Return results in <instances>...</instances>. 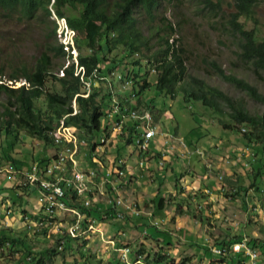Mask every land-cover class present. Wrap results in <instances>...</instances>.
Returning a JSON list of instances; mask_svg holds the SVG:
<instances>
[{
    "label": "trees",
    "instance_id": "trees-1",
    "mask_svg": "<svg viewBox=\"0 0 264 264\" xmlns=\"http://www.w3.org/2000/svg\"><path fill=\"white\" fill-rule=\"evenodd\" d=\"M232 1L235 12L231 14L227 23L232 33L239 37V58L254 72L264 73V33L259 37L255 28L244 26L246 20L253 19V9L258 0ZM169 2L170 0H0V22L4 25L7 22L13 25H22L37 23L41 19L49 21L51 15L49 7L52 5L51 8L56 16L65 18L69 28L75 32V45L79 51L78 61L85 67L86 75L94 68H98L101 74L105 72L109 74L116 68H121L118 67L119 65L124 66L122 68L125 71L124 75L131 82L129 92H133L137 96L136 99L132 100V103H135L134 105L127 104L130 109L136 110L143 109V106L147 107L141 113L147 112L151 119H156L157 116L155 117L153 114L155 107L152 105L151 100L147 103L144 98L142 99L143 93L151 85L145 79L147 73H154L156 76L155 89L163 94L165 98L174 99L177 91H181L184 93V102H201L204 107L219 113L221 116L230 118L233 124L219 121L223 130L235 131L237 130L235 124L240 128L249 126L250 132L248 133H243L237 127V131L246 144L241 153L243 154L252 144L255 145L257 155L253 153L248 158V164L251 165L252 169L251 173L254 175V183L251 184L257 189L256 193L264 198V117L248 114L244 108L239 105L236 106L220 90L208 86L198 78L187 76V68L182 60V55L174 48L177 40L170 42L176 35L173 25L170 23H166L163 27H152L151 25L156 22V13L164 6V3ZM203 7H206V10L209 11L219 9V5L212 2V0H203ZM141 17L148 19L147 36L141 31L142 25L139 23ZM241 20L245 22H241ZM52 23L54 24V22ZM50 35L55 38V26L51 27ZM155 40V49H153L150 43ZM46 46L47 50L42 52L33 64L29 65L22 62L10 65L11 72L6 78L11 81L24 80L28 85L27 87L22 86L18 89H11L0 84V97H2L0 102V146L4 144L0 149L1 154H3L4 159L10 160L12 165L17 166L16 161L10 156L15 150V146L24 142V139L25 141L35 140L44 145L45 148L59 150L54 145L50 134L64 118V125L77 128L79 138L86 141V147L83 149L84 157L88 159L92 167L95 166L100 171L99 168L103 166V162L94 153H96L97 147L100 146L99 138L107 139L110 136V128L108 129V127L114 125V122L112 123L106 118V110L111 103L112 93L109 89L103 93L100 88H95L88 98L81 97L80 95L84 91L78 78L74 76L72 66L64 70V77L62 78L53 73V57L48 53H53L56 58L61 60L58 66L59 71L63 67L67 56L63 47L59 44L51 45L49 42ZM144 49L148 51L146 54H143ZM118 53H121V55L119 59H116L119 56ZM138 54L140 58H134ZM144 61H146V64L143 65ZM106 62L109 63L108 66H104ZM209 65L223 81L245 92L251 99L264 104V97L256 87L243 79L225 74L216 63L210 62ZM101 66H104L103 71ZM141 69L146 71L142 72ZM4 72V67L0 68V77H5ZM186 78L189 81L188 89L186 91L178 90V86ZM49 81L58 84V89L55 86H49V88ZM75 96L76 107L79 112L75 116H71V103ZM221 105H224L230 111L224 112ZM160 114L161 112H159ZM135 126H137L135 122L128 121L126 123L121 134L117 137V142L111 144L115 148L114 152L118 153V149L122 150L124 146L133 145ZM175 133H177V129H175ZM108 153H110L109 150ZM258 155L259 159H256ZM144 157V160L150 163L160 157V154L148 148ZM120 158L121 156L117 155L115 160ZM47 161H49V158H40L36 161L37 163L33 164H38L40 168ZM33 164L24 168L25 172H21V183H24L25 175L31 172ZM22 168L21 165L15 167V170H21ZM125 179L126 177L123 178V180ZM18 188L25 190L24 188L27 187L18 186ZM15 189L13 190L15 191ZM230 189L233 197L228 199L235 200L239 197L240 192L233 193L234 190L231 187ZM238 190L245 192L241 186L238 187ZM179 193H183V190ZM67 199L73 207L81 204L80 199L73 193L69 194V197L67 195ZM164 202L163 197L156 195L152 198L151 203L155 205V207L153 206V215H156V209H164ZM175 207L177 210L179 209L178 211L175 209L178 214H189L187 212V209H189L188 204L185 211L182 209V205L175 204ZM83 209L87 218L97 215L94 208L83 207ZM125 222L127 223L128 220H125ZM42 229H37L36 232H33V235L36 234L40 238L43 236L45 240L48 232L46 235L45 229ZM24 231L13 232L10 228L0 229V264H55L54 259L58 255L65 264H67V260H69L67 257L69 256L75 257V264H88L92 260L102 261L91 254L88 249L84 250L87 242L74 244L69 241L65 244L63 251L58 252V238L56 240L57 249L56 244L37 249L36 243ZM39 231L42 233L38 234ZM156 233L169 236L167 233L160 232V230H156ZM260 233L262 239H251L249 241L253 247L259 249L261 255H264V227L260 229ZM40 238L38 239L40 240ZM240 239L241 237H235L228 242H217L213 245L227 246ZM51 240L55 241V238ZM167 244L169 243L166 242ZM143 249L144 246L141 244L140 254L144 253ZM203 250V255L211 257L207 249ZM226 258L228 261L224 264H242V261H245L242 255H230ZM2 259H4V262ZM224 259L219 258L221 263ZM147 261L148 264H174L173 260L169 263L167 257L159 252L154 253L152 256L147 254ZM215 261L217 260H212L207 264H217ZM178 264H188V260H181Z\"/></svg>",
    "mask_w": 264,
    "mask_h": 264
},
{
    "label": "rangeland",
    "instance_id": "rangeland-1",
    "mask_svg": "<svg viewBox=\"0 0 264 264\" xmlns=\"http://www.w3.org/2000/svg\"><path fill=\"white\" fill-rule=\"evenodd\" d=\"M212 2H216L219 5V9H215L214 11L206 10V7H203V0H170L169 3H164V6H162L156 13V22L151 25L152 27H163L166 23L173 25L176 35L170 40V42L177 40L174 48L182 55V60L187 68L188 77L198 78L208 86L220 90L227 95L236 106L239 105L244 108L248 114L252 116L264 117L263 103L251 99L245 92L240 91L233 85L223 81L222 78L210 68V62L216 63L225 72V74H230L239 79L245 80L250 85L256 87L258 92L264 97V73L260 71L254 72L251 67L241 62L238 54L239 37L232 33L227 23L231 14L235 12L233 1L212 0ZM252 16L253 19H248L246 22L241 20V22H245L244 26H247V28H255L259 37H261L264 33V0H258L253 9ZM139 23L142 25L141 31L145 36H147L148 19L141 17ZM53 26L55 25L52 23V20L46 21L44 19H41L37 23L33 22L22 25H13L10 22H7L6 25H4L0 22V68L4 67L5 77H7L11 72V64L26 62L31 65L42 52L47 50L46 44L48 42L51 45L59 43L56 34L55 38L50 35V30ZM155 43L156 40L150 43V46L153 47V49H155ZM147 52L148 51L144 49L143 54H146ZM48 54L53 57V73L55 75L59 72L58 66L61 63V60L56 58L53 53ZM118 55L119 56H117L118 58L116 59H119L121 53H118ZM134 58L139 59L140 55H135ZM144 64H146V61H144L143 65ZM108 65V62L104 63V66ZM104 66H101L103 70ZM118 67L121 68H116L110 76H105L104 80H97L95 85V88H100L103 90V93L109 89L113 98L117 99L121 97H128L129 94L132 93L127 90L129 86L124 89V86H122L119 81L118 83L114 79V77H116L115 74L124 75L125 71L122 70L124 66L119 65ZM141 70L142 72L146 71L144 69ZM145 79L151 85L145 93H143L142 99L144 98V101L146 100L147 103L151 100L153 103L152 105L155 107L153 114L155 117L157 116L156 119L160 116L159 112H163V114L161 113V117L158 118V121H154V124L157 123L156 127L158 132H165L173 138L175 131L172 130L171 127L178 125L177 129L179 137H181L187 144L191 142L192 144L197 145L202 151V158L197 155H193L187 159L185 156L178 153L180 161H174L172 165L168 167V170L160 172V175L165 177L163 178V181L166 180V183L169 182L168 191L174 192L173 189H170L171 185L174 183V178L191 175L189 174V170L195 171L201 178L206 172L204 162L214 156L217 157V160L222 164V166H218L219 170H217V172H210L214 174V177L219 182L220 189L215 193V197L217 196L219 201H216L215 197H213L212 203H208L207 205H202L201 203L199 206L197 203L201 202L200 200L202 198L200 195H202V193H195L197 195V199H194L192 202L191 198L187 196L191 194V191L187 189L185 193V186L183 188V193L187 194L186 197L182 199L183 201L177 200V205H183L186 202L188 205L192 203V205H189V209H187V212L189 213L188 216L180 218L187 221L186 224L190 225L194 233H189L190 231L188 232L185 227L178 230L172 228L169 233L172 235L182 234V238L183 235H185L184 240H180L179 237H176L179 239L177 244V240L173 236H169L170 239L167 235L159 234V236L163 239L168 237L166 242L172 244V246L177 244V251L171 252L172 250L170 246L159 248L157 242H149V246L144 249V252L150 254L151 256L156 252H159L160 254L163 253L169 261L175 260V262H181V260L187 259L188 264H207L216 259V257L213 256L208 257L207 255H203V252L201 251L202 247L205 249L204 239L205 234L207 233H212L214 237H216L213 238V235L211 236V243L209 244L212 245L217 242H228L230 239L240 237L241 235L246 237L248 240L262 239L260 229L264 227V198H262L260 194L258 195L256 193L257 189H255V186H252L251 184L254 183V175L251 173V165L248 164L250 154L254 153L257 155L255 145L252 144L249 146L248 149L244 151L245 154H242L241 152L245 149L246 144L241 134L237 131V127L240 128V126L235 124L234 126H236L237 130L228 131L223 130L219 123V121H224L228 124H233L230 118L221 116L219 113L204 107L201 102H184V93L181 91H177L174 99L165 98L163 94H160L159 91L155 89L154 83L156 76L154 73H147ZM188 83V78H186L177 89L186 91L189 86ZM110 84L112 85L111 88ZM49 86H55V88L58 89V84L52 83L51 81L48 82V87ZM136 98L137 96H135L134 99ZM1 101L2 97H0V102ZM146 108L147 107L143 106V109L141 110H145ZM221 108L224 112L230 111L227 110L224 105H221ZM108 128H111V126ZM240 129H245L246 133L250 132L249 126H243ZM198 132H200V139H196ZM204 140L205 144H198ZM172 144L174 148H168L167 150L169 151H166L169 162H172L170 157L178 149L176 148L174 142H172ZM3 146L4 144H1L0 149ZM14 149L15 150L11 153L10 157L16 161L17 167L21 165L23 166L21 170H25L24 168H27V166L35 163L40 158H52L55 155L54 148H45L44 145L35 140L25 141L24 139V142L17 144ZM107 150H109L110 153H107ZM114 151L115 148L111 146V144H106L103 146L101 151L96 153L95 156H98L102 162H105V160L111 162L115 159V157H117V155H120L121 158H126V161L129 164L132 162L135 163L137 170H140L138 167L139 161L144 160L145 157L142 156L144 154H140L138 151L134 152L133 146H124L122 147V150H117L118 153ZM138 157L140 159H138ZM80 159L81 161L83 160L82 155ZM256 159H259V155ZM87 162L88 161L86 160V162H83L80 165L83 170L86 169ZM0 168L3 172H5V174L2 175L4 177L9 174L10 171L14 170L15 165L3 162L1 159ZM6 171H9V173H6ZM236 180H238V182H236ZM139 181L140 182L137 186L138 191L146 192L148 186L142 182V180ZM209 181L214 183L212 179H209ZM240 186L244 188L245 192L238 190V187ZM230 187L234 190L233 193L237 191L240 192L239 197L232 201L228 199L233 197L231 195L232 191ZM15 188H18V186ZM33 199L35 198L33 197L32 200ZM175 200L176 199H173L172 201ZM170 202V198L167 197L165 198V204H167V207L163 210L156 209V216L158 219H161V217L166 219H161L164 220V223L160 226V230L162 227H164V229H170L172 227L171 218L179 217L177 215V211L179 209L177 210L175 207L177 211L175 210L174 214V206L168 207ZM33 204L34 202L27 205V210H32ZM139 208L145 210V213L151 212V209H148L149 206H147V208H143L139 205ZM198 211H200V213H198ZM231 212H233V214H231ZM206 214L210 216V218L207 217V219H205ZM143 216L146 215L143 214ZM153 216L154 215H152V218L154 220ZM215 216H217L216 219H214ZM193 218L201 222L204 219V225L193 227ZM211 222L214 225V228L212 229L208 227V225L212 226ZM230 223L233 228L228 225ZM6 226L9 225L6 224L4 228H6ZM11 227L13 229V226ZM146 227L147 228L141 227L142 230L140 231L139 228H136L137 230L133 231H130V229L125 230L126 232L123 231L125 233L133 234V239L129 244V247L133 251L140 250V243L138 240L141 236L144 241L149 239L147 235L142 234L144 230H151L148 229L149 225L146 224ZM57 228L59 229V225ZM194 228H197V230L195 231ZM15 229H17V227ZM42 230H44V228ZM56 230V228H51L48 235L47 230H44L47 235V239L45 240L43 236H41V238L40 236L37 237L36 234L33 235L32 232L31 234L29 233V237L36 243L37 249L51 246V244H56L57 249L58 245L56 241L51 240L58 236L57 234H54ZM37 233L41 234L42 232L39 231ZM38 238H40V240ZM67 258L69 259L67 260V264H75L74 256H69ZM2 260L4 262V259ZM261 260L262 263H264V255H261ZM227 261L228 259L225 258L222 263L219 259L215 262L217 264H224ZM54 263L65 264L59 255L55 257ZM88 264L112 263L105 260H92Z\"/></svg>",
    "mask_w": 264,
    "mask_h": 264
},
{
    "label": "built area",
    "instance_id": "built-area-1",
    "mask_svg": "<svg viewBox=\"0 0 264 264\" xmlns=\"http://www.w3.org/2000/svg\"><path fill=\"white\" fill-rule=\"evenodd\" d=\"M53 18L58 25L57 35L59 42L67 53L64 66L57 73V76L62 78L64 76V69L72 66L74 76L79 79L84 91L81 97L87 98L93 86L96 85V81L104 80V78L100 76L97 68L86 77L85 67L78 63V52L74 44V32L67 28L65 20H57L55 16H53ZM116 79L122 81V76L116 75ZM1 83H5V85L11 89L28 86L24 80H4L0 81V84ZM128 85L129 83L127 82L124 88H127ZM71 107L72 113L70 115L75 116L78 113L75 98L72 101ZM109 116L117 117L119 120L115 123L114 127L111 128L110 136L107 139L103 137L99 139L100 146L97 147L96 153L101 151L104 145L115 143V140L122 132L123 123L126 118H130L141 124L135 127L136 134L133 137V146H135L141 154H145L153 138L158 135H164L166 143L172 142L171 136L158 132L157 127L152 124L148 114L141 116L136 111L127 110L125 107H121L116 101H113ZM241 131L245 132V129H241ZM50 135L54 145L59 148L55 159L40 168L38 164H33L31 172L25 175L27 185L37 188L41 213V218L33 222L25 217V221L28 223L27 229L53 225L55 218H57L60 213L70 214L74 216V221L62 229L59 228V251L64 247L65 240L69 239L73 241L74 244L87 242L84 250L88 249L92 251L97 259L112 261L114 264H148L146 253L140 254L137 250L133 251L129 245H127V242L123 243L121 239H117V237H124V232L119 231L116 236L108 235L103 229L96 226L93 221L84 223L83 216L68 204L65 200V194L67 191H73V194L78 198H86L84 206H89V200H87V198L88 195L91 194L93 186L96 184L94 180L97 177V173L92 169H79L78 157L87 143L85 140L79 138L77 128L64 125L63 118L59 126L55 128ZM159 153L161 158L157 160L156 163L159 169H163L167 153ZM123 164V161L118 160L115 168L112 170L117 179H120L124 175L121 169ZM139 167H148V163L145 160H140ZM110 176L111 171H108L104 179L107 180ZM108 203L110 204L111 214L115 220L123 221L127 214L130 216L132 215L134 218H138L145 214L146 221L152 228L160 230V226L164 223V220L154 222L155 220L152 218V212L145 213V211L139 210L135 204L126 203L120 198ZM107 217V215H103V218L107 219ZM59 227H61V225ZM142 234L147 235V230H144ZM205 242L208 245L210 240L206 239ZM208 251L212 256L217 258H225L230 255H242L245 259V261H242V264H264L261 260L260 251L253 247L250 241L243 236L239 241L228 244L227 246L209 244ZM174 264H178V262L176 261Z\"/></svg>",
    "mask_w": 264,
    "mask_h": 264
},
{
    "label": "crops",
    "instance_id": "crops-1",
    "mask_svg": "<svg viewBox=\"0 0 264 264\" xmlns=\"http://www.w3.org/2000/svg\"><path fill=\"white\" fill-rule=\"evenodd\" d=\"M177 126L178 125L172 126L171 127L172 130L175 127H176L175 129H177L178 128ZM200 137H201L200 132H198V136L196 139H200ZM173 142H174L176 148H178V149L170 157V159H172V162H169V158L167 155L165 156L166 163H165V167L162 170H160L158 168L157 163H156L157 160H159V157H157L155 160H153L152 162L149 163V166H148L149 170H146V169L137 170L135 163L132 162L131 164H129L126 161V158L123 157L122 160L126 164V172L128 174L126 176L125 181L122 183L118 182V180L114 177L115 179H113L112 183L110 182V183H108L109 185L108 184L105 185V189H111L110 195H111L112 199H110L108 195L100 196L102 194H100V193L95 194L94 193L93 201L96 202V204H97V206L95 208L97 210L106 211L109 209V205L107 204V202L109 200L113 201L118 197L122 198L126 203H134L136 205H141V207H143V208H147V206H150L149 204H151L150 207H153V206L155 207V205H152L151 200H152V198H154L157 195V196L163 197L164 200L167 197L170 198L171 202L168 204L169 205L168 207L174 206L173 211L175 214V204H177V200L183 201L182 199L185 198L187 195L184 193L178 194V192L183 190L184 186L186 187V189H184L185 193H186L187 189H189L191 191V194L187 195V196H189V197L192 196V198H191L192 202L194 199L195 200L197 199V196L195 193H203L202 194L203 197L200 195V197L202 198L200 200L201 202L197 203V204L201 205V203H202V205H206L208 203H212L213 197H215V193L219 190L220 186H219V182L214 177V174L210 173V172L211 171L217 172V170H219L218 166H222V164L219 163V161L217 160L216 156H214V157L210 158L208 161L204 162V168L206 169V172L203 174V176L201 178L197 175V173L195 171L189 170V174H191V175H184V176H181L179 178H177V177L174 178V181H173L174 183L170 187V189H173L174 192L168 191V189H169L168 183L169 182L166 183V180L163 181L164 180L163 178H165V177L160 175V172H164V170L165 171L168 170V167H170L174 161H178V162L180 161V157L178 156V153L185 156L187 159H189L191 156L197 155L196 151H199V150L201 151V148L198 147L197 145H194L191 142L188 144L186 142H184L183 139L181 137H179V135L173 139ZM198 144H205V140L202 141L201 143H198ZM172 147H173L172 142L166 143V140L164 139V135H158V136L154 137L153 140L151 141V143L149 145V150H152L154 152H164L165 153L166 151H169V150H167L168 148H172ZM107 153H108V150H107ZM142 156H144V155H142ZM199 157H201V156H199ZM1 159L3 160V162H8L9 164H11V162L9 160L4 159L3 154H1V151H0V160ZM138 159H140V158L138 157ZM111 164H112V162L105 160V162H103L104 167L101 170L103 171V170H106L108 168L112 169ZM188 166H189V164H188ZM15 167H17V166H15ZM86 167H92V165H90L89 162H87ZM22 171L25 172V170H20V169L15 170V168H14V170L10 171V173H9V171H6V173H9V174H7L3 177L2 175H4L5 172H3L0 168V229L5 227V226H3V224H8L9 226H7V227L10 228L13 232H16V231L20 232L21 230H25L24 232L29 235V233L26 231V229L28 228V223H26L25 217H27L28 220H31L33 222L34 218H38L41 216L40 201H39V194H38L36 187L32 188V187L25 186V178L23 179L24 183H21L22 180H21L19 175L21 174ZM226 177H229V176H226ZM209 179H212L214 181V183L209 181ZM139 180H142V182H144L148 186L146 192L138 191L137 186H138V183L140 182ZM16 186L27 187V188H24L25 190H23L21 188L15 189ZM98 186L100 188H102V187H104V184L99 183ZM13 188L15 189V191L13 190ZM33 197L35 199L32 200ZM177 198H179V199H177ZM173 199H176V200L172 201ZM215 200L219 201L217 196L215 197ZM230 201H232V200H230ZM33 202H34V204L32 206L33 209L27 210V208H28L27 205H29ZM189 205H192V203ZM182 206H183L182 209L185 211L186 207H187V202L185 204H183ZM166 207H167V204H165V202H164V208H166ZM223 209H224V207H223ZM25 210H26V212H25ZM231 214H233V212H231ZM177 215L179 216L178 218H175V217L171 218L172 227L170 229H164V227H162L160 232H165L168 234L169 232H171L172 228L178 230V229L185 227L188 230V232L190 231L189 233H194L192 231L193 229L190 227V225L186 224L187 221L180 218V217L188 216V215L187 214H183V215L177 214ZM206 216H208V215L206 214ZM95 217H92L96 220L95 224H100L101 226H99V227L104 229V231L110 235L115 234L118 229H123L124 231L127 229H130V231H133V230H137L136 228H139V231H140V230H142L141 227L147 228L146 227L147 223H146V220L144 217H142L141 219H138V218L134 219L131 217L130 218L131 220H128L127 223L125 221H123V222L107 221L108 223H100V221L97 219L98 216L95 215ZM208 217L210 218V216H208ZM228 217H230V216H228ZM73 218H74L73 215L60 213L59 217L56 219V221H57V224H60L63 226V225L68 224L70 221H72ZM154 218H155V220H161V219L166 220L165 218H162V217H161V219H158V217L156 215H154ZM216 218H217V216H215L214 219H216ZM204 222H205L204 219L202 220V222L193 219V227L199 226V225H204ZM180 225H182V226H180ZM211 225L212 226L208 225V227L210 229L214 228V225L212 222H211ZM228 225L233 228L231 223ZM11 226H13V229ZM16 227H17V229H15ZM42 228L47 229V226L42 227ZM150 229H151L150 231H147V236L149 239H146L144 241L141 238L142 237L141 236L138 240L140 245L142 244L144 246V249H146V247L149 246V242H155V243L157 242V245L159 248H164L165 246H170V248L172 250L171 252H174V251H177L176 245L178 244V241H179V239L176 237H179L180 240H184V237H185V235H183V238H182L181 237L182 234L172 235L171 233H169L168 234L169 236L171 235L174 238H176L177 244L175 246H172V244H170V243L166 245V241H167L169 236L166 237V239H163L159 236L158 233H156V230L154 228L151 227ZM194 229H195V231L197 230V228H194ZM212 235H213L212 233L205 234L204 243H205L206 239L211 240ZM213 238H216V237H214V235H213ZM124 239L126 240L127 244H130L131 240L133 239V234L132 233H130V234L125 233ZM210 243H211V241H210ZM210 245H212V244H210ZM207 248L208 247L205 246V249H207ZM201 251L204 253V250L201 249Z\"/></svg>",
    "mask_w": 264,
    "mask_h": 264
},
{
    "label": "clouds",
    "instance_id": "clouds-1",
    "mask_svg": "<svg viewBox=\"0 0 264 264\" xmlns=\"http://www.w3.org/2000/svg\"><path fill=\"white\" fill-rule=\"evenodd\" d=\"M51 6L52 5H50V7H49V10H50V13H51V15H50V20H52V22H54V25H55V34H56V36L58 37V35H57V29H58V25H57V23H56V20L53 18V16H55L56 17V19L57 20H60V19H63V20H65V23H66V26H67V28L69 29V30H72L71 28H69V26H68V24H67V22H66V19L65 18H60V17H57L56 16V14L54 13V10L51 8ZM73 31V30H72ZM74 32V31H73ZM74 34H75V32H74ZM58 40H59V38H58ZM60 46H62L61 44H60V42L58 43ZM74 44H75V35H74ZM63 47V46H62ZM75 48H76V45H75ZM64 50V49H63ZM76 50H77V48H76ZM77 52H78V57H79V51L77 50ZM66 59H67V56H66V58H65V61H66ZM65 61H64V63H65ZM78 63H79V61H78ZM80 64V63H79ZM81 65V64H80ZM64 66V65H63ZM83 66V65H82ZM63 68V67H62ZM62 68H60L59 69V71L62 69ZM69 68V67H68ZM94 69H96V68H94ZM94 69H92V71L94 70ZM98 69V68H97ZM65 70V69H64ZM101 70H102V67H101ZM91 71V72H92ZM99 71V70H98ZM103 71V70H102ZM73 72H74V70H73ZM85 72H86V69H85ZM90 72V73H91ZM58 73V72H57ZM57 73H56V76H57ZM90 73L88 74V75H86V73H85V75H86V77L87 76H89L90 75ZM111 73H113V71L112 72H110L109 74H108V72H105V73H102V75H101V72L99 71V74H100V76L101 77H105V76H110V74ZM116 75H120V74H115V76ZM121 76H122V81L120 80L119 82L122 84V86H125V84L128 82L129 83V87H128V91H130V85H131V82H130V80H128V79H126V76H124L123 74H121ZM58 77V76H57ZM64 77V76H63ZM114 79L118 82V80L116 79V77H114ZM4 80H6V81H11V80H9V79H7L6 77H0V81H4ZM79 80V79H78ZM80 82V81H79ZM118 82V83H119ZM81 83V82H80ZM2 85H5V83H1ZM111 85V84H110ZM5 86H7V85H5ZM8 87V86H7ZM112 87V85L110 86V88ZM9 88V87H8ZM93 89H95V86H93V88H92V90ZM124 89H126V88H124ZM82 90H83V88H82ZM92 90H91V92H92ZM91 92H90V94H91ZM84 94V93H83ZM89 94V95H90ZM81 96V95H80ZM75 98V100H76V96L74 97ZM73 98V99H74ZM88 98V97H87ZM134 98H135V95H134V93L132 92L131 94H129V96L128 97H121V98H119V99H117V98H113V95H112V99H111V103L109 104V106H108V109L106 110V118L108 119V120H110L112 123L114 122V125H115V123L119 120V118L117 119V117H110L109 116V113H110V110H111V105L113 104V101H116L117 103H119V105L121 106V107H125L127 110H134V109H130L129 107L130 106H128L127 104H135V103H132V100H134ZM131 100V101H130ZM73 101V100H72ZM76 103V102H75ZM72 104V103H71ZM78 110V109H77ZM134 111H136L139 115H141V116H143L144 114H148L147 112H144V113H141V109H136V110H134ZM79 112V111H78ZM161 112V111H160ZM162 114H163V112H161ZM149 115V114H148ZM150 116V115H149ZM159 117H161V114H160V116ZM158 117V118H159ZM171 120H173V119H171ZM128 121H132V122H135V120H132V119H130V118H126V120L124 121V123H123V127L126 125V123L128 122ZM154 121L156 122V121H158V119H151V122H152V124L153 125H155L156 126V124H154ZM135 124L136 125H141L140 124V122H135ZM114 125L111 127V128H113L114 127ZM122 127V128H123ZM135 127H137V126H135ZM111 128L109 129V131L111 130ZM176 128V127H175ZM175 128L173 129L174 131H175ZM123 130V129H122ZM134 133L136 134V131H135V128H134ZM244 133V132H243ZM162 134H167V133H165V132H162ZM177 134V135H176ZM175 135L176 136H178V130H177V133H175ZM175 135H174V137H175ZM173 137V138H174ZM101 138V137H100ZM99 138V139H100ZM173 138H172V142H173ZM117 142V139L115 140V143ZM109 144H111V143H109ZM112 144H114V143H112ZM133 146V145H132ZM134 147V151H138L136 148H135V146H133ZM84 149V148H83ZM83 149L81 150V152H80V154H79V157H78V166H79V169H81V170H83L82 168H81V164L83 163V162H86V160L88 161V159L86 158V157H84V154H83ZM59 150H55V155L52 157V158H49V161H47L44 165H46V164H48L51 160H53V159H55V157H56V153L58 152ZM243 151V150H242ZM139 152V151H138ZM94 154H96V153H94ZM141 154V153H140ZM160 154V153H159ZM196 154L198 155V156H202V152L199 150V151H196ZM81 155H82V159L84 160H82L81 161V159H80V157H81ZM144 156H145V154H144ZM161 157H159V159H160ZM202 158V157H201ZM118 160H121V161H123L122 160V158L121 159H117V160H113V161H111L112 162V164H111V168L112 169H106V170H101L104 166H100V171L98 170V168L97 167H86V169H84V170H88V169H92V170H95L96 171V173H97V177L95 178V180H94V182L96 183L94 186H93V189H92V192H91V194H89L88 195V198H87V200H89V206L88 207H85L84 206V201H85V199L86 198H83V197H81V198H79L80 199V202H81V204H79V206H77V207H73L72 205H71V203H70V201H68V199H67V195H68V197H69V194H71V193H73V191H67L66 192V194H65V200L68 202V204L72 207V208H75L82 216H83V222L84 223H86V222H88V223H90V222H92L93 221V223L95 224V219L94 218H92V217H90V218H87V215H86V213H85V211H84V209H83V207L84 208H88V209H91V208H94L95 210H96V213H97V215L96 216H98V220L100 221V223H108L107 221H118V220H115L114 219V217L112 216V214H111V208H110V204L108 203V202H111L112 200H109L108 202H107V204L109 205V209L108 210H106V211H101V210H97L95 207L97 206V204H96V202H94L93 201V199H94V193L95 194H102V195H100V196H106V195H108L109 196V198L110 199H112V197H111V195H110V192H111V189H105V185L106 184H108V183H112V181H113V179H115L116 178V175L113 173V169L115 168V166H116V164H117V161ZM166 163V162H165ZM90 164V163H89ZM91 165V164H90ZM43 166V165H42ZM41 166V167H42ZM148 166H149V163H148ZM139 167V166H138ZM165 167V166H164ZM140 168V170H143V169H146V170H149V168L148 167H139ZM122 171L124 172V175H123V177H121L120 179H117L118 180V182H124L125 180H123V178L124 177H126L128 174H127V172H126V164L124 163L123 164V166H122ZM160 170H162V169H160ZM108 171H111V176H110V178H108L107 180H105L104 178H105V174H106V172H108ZM115 177V178H114ZM104 179V180H103ZM122 179V180H121ZM98 180V181H97ZM99 183H101V184H104V187H102V188H100L99 186H98V184ZM109 185V184H108ZM25 186H27V187H30L29 185H27V183H26V181H25ZM33 188V187H32ZM220 189V188H219ZM107 193V194H106ZM203 194V193H202ZM76 196V195H75ZM118 198H120V197H118ZM118 198H116V199H118ZM190 198H192V196L190 197ZM115 199V200H116ZM120 199H122V198H120ZM115 200H113V201H115ZM123 200V199H122ZM230 200V199H229ZM134 204V203H133ZM136 205V204H135ZM150 206H151V204H149ZM137 206V208L139 209V210H141V211H145V210H142V209H140L139 208V205H136ZM149 206V208L148 209H151V212H152V214H153V207H150ZM200 206V205H199ZM147 209V210H148ZM99 212V213H98ZM103 215H107L108 217H107V219H105V218H103ZM130 215H126V217L124 218V220L123 221H125V220H129L131 217L132 218H134L132 215L129 217ZM59 217V216H58ZM57 217V218H58ZM142 217H144L145 218V220H146V217L145 216H143V215H141L140 217H138V219H141ZM154 217V216H153ZM39 218H41V216L40 217H38V218H36V219H32L33 221H36V220H38ZM57 218H55V222L53 223V225H48L47 226V229H45V230H47V232H48V234H49V232H50V230H51V228H56L57 230H56V232L54 233V234H57L58 236L57 237H55V241L59 238V229L57 228V226L59 225L60 226V224H57V221H56V219ZM134 219H137V218H134ZM131 220V219H130ZM154 220H155V218H154ZM74 221V218H73V220L72 221H70L68 224H70V223H72ZM123 221H120V222H123ZM155 221H160V220H155ZM146 223H147V221H146ZM68 224H66V225H61V227H59L60 229H62V228H64L65 226H67ZM6 224H3V226H5ZM96 226H101L100 224H95ZM147 225H149L148 223H147ZM6 228H8L7 226H6ZM148 228H151V226H149ZM37 229H41V228H32V229H26V231L28 232V233H30L31 234V232L33 233L34 231L36 232V230ZM102 229V228H101ZM155 229V228H154ZM104 230V229H103ZM155 230H157V229H155ZM123 232L124 230L123 229H118L117 231H116V233L115 234H113V235H115L116 236V234H117V232ZM124 234H125V232H124ZM108 235H110V234H108ZM171 236V235H170ZM240 237H242V235L240 236ZM117 239H121V241L124 243V242H126V240L124 239V237H117ZM251 240V239H250ZM72 242V243H74L73 241H71V240H69V239H67V240H65V244L67 243V242ZM52 242V241H51ZM233 243V242H232ZM65 244H64V247H65ZM127 245H129V244H127ZM204 245L206 246V247H208V245L206 244V242L204 243ZM216 246V245H215ZM63 247V248H64ZM63 248H62V250H63ZM202 250H203V248H201ZM58 250H59V248H58ZM62 250H60L59 252H61ZM207 250H208V248H207ZM259 250V249H258ZM90 251V250H89ZM138 252H140V250L138 251ZM90 253L91 254H94V253H92V251H90ZM145 253V252H144ZM147 254V253H146ZM210 254V253H209ZM95 255V254H94ZM211 255V254H210ZM212 256V255H211ZM233 256H236V255H233ZM214 257V256H213ZM226 258V257H225ZM219 258H217L216 257V259L215 260H218ZM102 261H104V260H102ZM169 261V260H168ZM107 262H109V261H107ZM170 262V261H169ZM174 262H175V260H174ZM178 262V261H177ZM111 263L112 264H114L112 261H111ZM179 263V262H178Z\"/></svg>",
    "mask_w": 264,
    "mask_h": 264
}]
</instances>
